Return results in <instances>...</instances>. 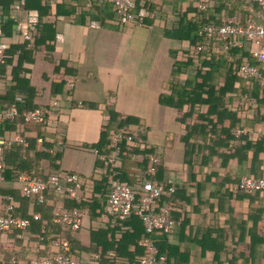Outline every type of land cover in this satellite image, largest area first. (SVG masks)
<instances>
[{
  "label": "crops",
  "instance_id": "crops-1",
  "mask_svg": "<svg viewBox=\"0 0 264 264\" xmlns=\"http://www.w3.org/2000/svg\"><path fill=\"white\" fill-rule=\"evenodd\" d=\"M62 1L43 0L42 4H50L55 10ZM160 1L163 2V11L158 17L151 16L145 26L128 28L118 27L113 11H104L99 0L65 1L73 7L70 14L56 20V34L61 36V40L52 51L34 54L33 61L24 62L18 73L19 78L29 84H22L28 92H17L16 97L22 96L26 102L30 96L34 106L48 105L54 99L60 101L57 133L40 130L51 146L45 147L44 139L38 137L36 149L29 151L28 156L33 158L36 151L50 156L59 152L61 159L56 162L57 169L81 176H91L94 172V183H100L101 175L107 170L104 158L108 156H100L92 146L99 142L102 128L109 124L107 108H112L121 119H137L128 128L144 141L143 145L129 141V147L141 151L135 159L142 163L145 159L143 153H148L146 162L149 164L152 157L158 156L162 170L153 179L167 187L174 186L179 193L176 198L178 211L174 214L179 225L171 236H159L170 252L168 264H264V195L252 194L250 198H243L244 193L235 192L242 177L263 174L264 154L260 155V162L254 167L251 158L243 163L233 160L224 164L222 155L215 157L208 149L201 148L205 145L204 139H193L190 142L195 149L194 155L187 162L185 127L176 121V111L160 101L163 96L171 95V84L188 80L185 75L190 64L187 56L193 46L189 28L190 23L196 20L197 5L206 2L209 14L223 20L232 16V4L239 0ZM257 12H251V16L258 22L264 21V15ZM19 40L13 36L10 42L16 44ZM243 54V51H238L235 58L243 59ZM224 64L223 74H216L213 84L219 91L228 88L226 101L230 98L236 106L243 94L248 93L260 101L264 100L257 88L249 90V83L242 79L225 83L229 64ZM16 65L17 58H14L4 70V89L8 91L16 85L13 79ZM175 65L183 66L181 77H173ZM57 72L60 78L55 76ZM65 73L75 81L69 97L63 87L65 82L61 80ZM7 99L0 92V114L9 104ZM26 106L27 102L24 108ZM207 109L203 106L201 112ZM188 110L185 105L182 112ZM242 124L251 126L252 120L244 119ZM16 133L3 123L0 126L1 136L9 137ZM38 135L35 129L26 134L29 139ZM39 139L43 140L42 144ZM206 145L211 143L208 141ZM230 152L228 148L219 149L220 154ZM204 158L207 164L200 165ZM192 161L198 166L195 171ZM41 165L39 173L48 172L51 168L49 161H42ZM145 170L133 167V180ZM94 183L90 181L91 185ZM1 189L11 193L7 194L8 197L17 191L12 183H4ZM97 196L102 203L101 196ZM61 203L67 209L72 208L69 206L71 201ZM16 212L20 217H24L25 212L27 216L36 214L35 206L31 204L25 208L17 203ZM99 229L100 224L89 213L76 238L83 246L89 247L91 232ZM37 235L32 227L22 233L0 234V264L12 253L18 254L28 264L35 256L32 251L35 252L38 246L42 252L49 250L50 245L38 242ZM253 243L256 245L252 259L248 258L250 252L247 248Z\"/></svg>",
  "mask_w": 264,
  "mask_h": 264
},
{
  "label": "trees",
  "instance_id": "trees-1",
  "mask_svg": "<svg viewBox=\"0 0 264 264\" xmlns=\"http://www.w3.org/2000/svg\"><path fill=\"white\" fill-rule=\"evenodd\" d=\"M15 1L17 0H0V12L4 13L5 11H8L10 4ZM65 1L67 0H63L61 4H59L55 10H53L50 4L43 5V0H25V4L22 6L21 10L17 12L16 17L19 18V20H24L30 11L37 12L39 18L38 32L35 35V42L33 46H30L29 42L22 38L20 35L15 34V20H10L4 26L9 45V57L7 58L5 64L1 67L0 85L2 86V88L0 89V92L1 94L7 96V101L9 102V104L4 107L3 112H5L16 101L17 92L28 90L22 84L29 83L27 81H23L18 76V73L22 69V64L26 61L32 62L34 54L39 51H52L53 47L56 46L57 42L60 41L59 36H57L56 34V20H58V18H63L62 15L65 16L66 14H70L73 7L72 4H66ZM69 1L73 2L77 0ZM99 3L103 6L104 11H113L116 16L115 21L118 23V27L128 28L139 26L137 22L122 24L119 21L115 5L112 4L109 0H99ZM203 3L205 5L204 9L200 7L202 3H199L197 5L195 11L196 20L195 22L190 23L189 28L190 33L193 35V46L188 52L187 56L188 63L190 64L186 67L187 73H185V75L188 76V80L186 79L184 81H180V84H171V95L169 97L163 96L160 101L163 105H167L176 111V121L185 127L186 135L184 140L185 145L187 146L185 160L187 162H190V157L194 155L195 150L191 146L190 141L193 139H204L205 145L201 148H204L206 150L208 149L211 152L212 156L219 157L220 155H222L223 160L225 161L224 164H227L229 161L233 160H237L238 162L243 163L249 161L251 158L252 166L254 167L255 164L260 162V155L264 154V106H262L264 104V100L260 101L258 97H254L253 95H250V93L243 94L239 103H236L235 106L230 98H228L227 101L225 100L228 88L225 87L219 91L213 84L216 74H223V72H221V69L225 67L224 62L229 64V68L228 70H226L227 75L225 77V83H228V81L230 80L231 82H233L235 81V79H241L238 75V71L243 63H256L251 56V43L246 42L244 44V47L242 48L233 47L228 52H223L221 42L215 40L212 50L209 53H197L196 46L197 43L202 40L200 32L203 27L212 24H220L222 22V20L215 19L212 15L209 14V5H207L206 2ZM136 5L138 9L135 11V13L138 12L139 9H144L147 12V16L145 17L141 26L147 25V20L151 19V16H153V18L158 17L163 11V2L160 0L137 2ZM93 6H95V2H93ZM232 7L234 8V12L230 17L237 16L241 24H246L251 20H255V18L251 16V12L258 11V15H264V11L258 5L247 4L244 0H239L236 4H232ZM259 23H264V21H260ZM13 36H17L20 39L18 43L12 44V42H10V39H12ZM238 51H243V59L237 60L235 58ZM14 58H17V68H14L15 75L13 77L16 85L11 87V89L8 91L7 89H4L6 85V78L4 75L6 72H4V70L10 63H12ZM195 60L197 61V63ZM174 67L175 68L173 69L172 74L173 77H181L183 66L175 65ZM68 75V73L63 74L61 80L65 82L63 84V87L66 89L67 96L69 97L70 95H72L71 91L75 88V81L74 79H72L73 77H69ZM55 76H59L60 78L58 72L55 73ZM69 83H73L74 86L72 88H69ZM247 83H249V90L250 88H252L253 90V88L255 87L257 88L256 90L258 91V94L261 93L264 96V90L260 88L258 81H251ZM231 90L232 89H230V91ZM249 90L247 92H249ZM54 101H58L57 107L54 106ZM26 102L27 106L24 108ZM26 102L20 105V110L26 111L40 108L43 111V121L39 124H30L25 122L22 117L15 120L4 119V126H8L10 130H14L15 132L24 136L27 140V145L7 147L4 150V183H12L17 191L12 193V195L8 197L7 194H9L10 192L1 189L4 183L1 185L0 212L4 213L6 207L11 204L14 208L11 215L20 217L16 212L17 203L25 208L29 206V204L35 206L34 213L36 214L27 216L25 212L24 217L22 218L31 221V227L33 228L34 232L38 234V242H40L41 244L43 242H47L50 245V249L41 252V255L54 251L55 248L53 244L55 241L62 242L63 240H69L71 242L74 254L82 261V263L140 264V261L148 255L146 249L139 245V242L142 239L148 237L141 218L133 213L131 217L126 221H118L117 223H113L111 216L107 213V198L110 193L108 177L113 171L108 169L104 170V173L101 175L102 180L100 181V183H94V177L96 175L94 172L91 176L79 175L82 179L85 180L87 184L90 183V181L94 183L92 185L93 188L90 196V203L86 204L82 201L68 200L71 201V204H69V206H72V208L70 209L81 208L88 205L90 208L91 217L100 224V229L98 231L91 232V244L89 247L83 246L81 242H79V240L76 238V235L81 231L83 226L80 230L72 232L68 228H64L61 225L54 223V210L58 201L55 196L46 194V200L43 203H40L38 198L36 197L24 198L21 196L18 184V179L21 173L35 175L44 180H48L52 175L69 173L56 168V162L61 159V154L59 152H57L55 156H50L45 152L36 151L33 158H30V156H28L29 151H31L32 149H36L35 145L37 143L38 137L43 138L45 141L44 134L40 132L41 129H44L47 132H51L54 135L55 133H57L56 126L59 123L57 116L59 115L60 101L58 99H54L51 100L48 105L34 106L29 96V99H27ZM185 105L189 107V110L186 113H183L182 109ZM203 106L208 107L205 112H201ZM107 110L110 114L109 124L102 128L99 142L92 146L94 150L98 151V154L100 156L105 155L109 157L113 155L115 149L112 146V140L115 134L129 136L132 138L133 142H138L139 145L144 144V141L139 140L135 132L128 129L132 122H136L137 119L130 117L121 119V116L119 114H116L112 108H107ZM195 115L197 116L196 119L194 118ZM240 115H243V117H240ZM244 119H251V126L242 124ZM114 125H116V127L113 129ZM31 129H35L39 133L37 138H27L26 134ZM236 129H246L249 132L253 133L237 135L235 133ZM208 141L211 143V145H206ZM128 143L130 142L127 139H122V141L117 146L119 155L117 157V166L114 169V172L118 180H120L121 182L129 183L131 186L138 190L139 198L142 195V191L140 189H142V183L144 180L142 175L147 173L148 168L153 165V163L151 162V160L149 164L146 162L148 153H143L145 159L142 163H139L135 159V157L141 155L140 149L131 148L129 147ZM44 146L50 147L51 145L46 143L45 141ZM221 148L231 149L230 154H220L219 149ZM42 161L50 162L51 168L48 170V172L46 171L39 173L40 170H42ZM262 162L264 165V158L262 159ZM206 164L207 160L206 158H204L200 165ZM191 166L194 168V171L198 167L195 166V163H193V161L191 162ZM53 167L55 168L53 169ZM133 167H140L146 170L141 176H138L135 180H133ZM155 168V174L147 177L153 180L155 185L159 186L163 183L156 181L153 178L155 177L157 172L162 170L161 162L155 165ZM252 177H264V169L261 176ZM170 187H167L165 185V191L157 201L156 211H158L159 207L163 206L166 203H169L173 207L172 216L174 217V214H176V212L178 211L176 198L179 193L177 192L176 188L174 192H170ZM235 192L244 193L243 198H250L252 194L264 195V192H248L239 189L237 186L235 188ZM97 195H100L103 199L102 203L99 202ZM3 197H5V199H2ZM37 215H39V217H36ZM176 222L178 226L179 221L177 219ZM15 232V230H11L8 232H0V234H13ZM54 233H56V235ZM52 234H54L55 236L53 237ZM171 235L172 234L155 236V244L161 255L169 257L170 252L168 251L166 245H164L162 241L159 240V236L167 238ZM255 245L256 244L253 243L251 246H248L247 249L250 252L248 258H254L253 254ZM111 251L115 252V255H110ZM32 253L35 254V252L33 251ZM13 256H16L17 264H26L19 258V255L16 253H12L7 259L4 260L9 261ZM28 264H33V259L30 260Z\"/></svg>",
  "mask_w": 264,
  "mask_h": 264
},
{
  "label": "built area",
  "instance_id": "built-area-1",
  "mask_svg": "<svg viewBox=\"0 0 264 264\" xmlns=\"http://www.w3.org/2000/svg\"><path fill=\"white\" fill-rule=\"evenodd\" d=\"M109 1L115 5L119 21L122 24L137 22L138 25H142L147 16V12L144 9H139L135 13L138 9L136 4L137 2L151 0ZM244 1L247 4H256L264 11V0ZM24 4L25 0H17L10 4L8 11L4 13L0 12V74L1 67L9 57V45L7 43L4 26L10 20H15L16 22L14 26L16 35H20L28 41L30 46H33L35 42L39 21L37 12L30 11L24 20H19L16 17L17 12L21 10ZM200 7L204 9L205 5L201 4ZM200 36L202 40L196 46V52L199 54L209 53L212 50L215 40L221 42L223 52H228L233 47L242 48L246 42H250L251 56L256 63H243L239 68L238 75L246 82L258 81L260 88L264 90V23L251 20L246 24H241L237 16L229 17L223 19L220 24L203 27ZM59 40H61V36H59ZM73 86V83H69V88ZM24 103V98L17 96L16 101L5 112H1L0 126L4 122V119L15 120L20 117L30 124L41 123L43 121V111L40 108L21 111L20 105ZM54 106H58V101H54ZM235 133L237 135L252 134V132L246 129H236ZM122 139H127L132 142V138L129 136L115 134L112 140V146L115 151L112 156L104 158L106 168L113 171L109 176L110 193L107 198V213L111 216L113 223L126 221L133 213L138 215L148 234V237L139 242V245L148 252V255L140 261V264H167V256L161 255L156 247L155 236L173 234L177 228V222L172 216L173 207L171 204L166 203L156 211L157 201L164 193L165 185L161 184L157 186L153 180L147 177L155 174V165L160 163V158L158 156L151 158L153 165L148 168L146 174L142 175L144 179L142 189H140L142 195L138 198V190L129 183L118 180L114 172L119 155L117 146ZM39 143L42 144L43 140L39 139ZM26 145V138L19 133L9 137L0 135V187L5 182L3 174L5 167V148ZM18 184L20 194L24 198L36 197L40 203H43L46 200V194L55 196L58 201L54 210L53 221L64 228H68L72 232L81 229L84 219L90 213L88 205L81 208L67 209L61 203L64 200L82 201L86 204L90 203L92 185L90 183L87 184L77 174L61 173L59 175H52L48 180H44L35 175L21 173ZM237 187L248 192H264V177H242ZM174 190V186L169 188L170 192H174ZM13 209V205L9 204L4 213L0 212V232L15 230L22 233L31 227L30 220L11 215ZM36 217H39V215ZM53 246L55 248L54 251L42 255V250L38 246L35 250L33 264H82V261L74 254L69 240H63L62 242L55 241ZM110 255H115V252H111ZM1 264H17V258L13 256L9 261L3 260Z\"/></svg>",
  "mask_w": 264,
  "mask_h": 264
}]
</instances>
